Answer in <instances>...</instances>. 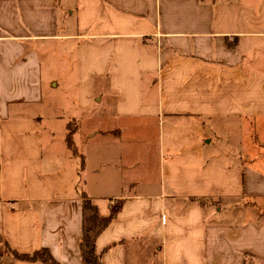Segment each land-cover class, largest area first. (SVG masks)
<instances>
[{"label": "crops", "instance_id": "obj_1", "mask_svg": "<svg viewBox=\"0 0 264 264\" xmlns=\"http://www.w3.org/2000/svg\"><path fill=\"white\" fill-rule=\"evenodd\" d=\"M84 195L103 264H264V0H0V264Z\"/></svg>", "mask_w": 264, "mask_h": 264}, {"label": "trees", "instance_id": "obj_2", "mask_svg": "<svg viewBox=\"0 0 264 264\" xmlns=\"http://www.w3.org/2000/svg\"><path fill=\"white\" fill-rule=\"evenodd\" d=\"M74 129L70 128L67 137L68 145L76 151L74 146ZM202 203V201H199ZM84 207V233L81 238V247L85 264H103L102 258L96 253L95 241L97 236L110 224L113 216L101 217L98 208L92 203L86 195L83 196ZM17 258L28 261H43L48 264H61L57 262L47 249H40L33 253L14 254Z\"/></svg>", "mask_w": 264, "mask_h": 264}, {"label": "rangeland", "instance_id": "obj_3", "mask_svg": "<svg viewBox=\"0 0 264 264\" xmlns=\"http://www.w3.org/2000/svg\"><path fill=\"white\" fill-rule=\"evenodd\" d=\"M68 77H69V79H70L71 82H72V80L74 79V73L72 72V70H69V72H68ZM62 92H63V91H62ZM62 92H61V90H59L57 94L60 95L59 97L64 98V94H63ZM76 126H77V123H76V122H73V123H71L70 128H71V129H75ZM4 253L9 255V253H8V249H6V247H5L4 245L0 244V257H1ZM10 254H11V253H10Z\"/></svg>", "mask_w": 264, "mask_h": 264}]
</instances>
